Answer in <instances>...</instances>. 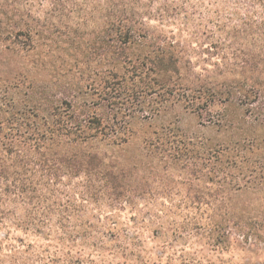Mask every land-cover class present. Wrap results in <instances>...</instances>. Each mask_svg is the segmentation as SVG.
Returning a JSON list of instances; mask_svg holds the SVG:
<instances>
[{"label": "trees", "instance_id": "1", "mask_svg": "<svg viewBox=\"0 0 264 264\" xmlns=\"http://www.w3.org/2000/svg\"><path fill=\"white\" fill-rule=\"evenodd\" d=\"M2 1L14 6L0 14V218L67 226L83 205L78 178L85 195L130 202L127 173L142 158L190 163L188 179L204 182L191 200L207 204L193 221L219 241L232 229L264 234V149L189 137L177 115L222 124L236 105L264 123V0H246L250 23L201 51L124 15H100L91 37L34 33L27 4ZM73 227L82 237L84 227Z\"/></svg>", "mask_w": 264, "mask_h": 264}, {"label": "rangeland", "instance_id": "2", "mask_svg": "<svg viewBox=\"0 0 264 264\" xmlns=\"http://www.w3.org/2000/svg\"><path fill=\"white\" fill-rule=\"evenodd\" d=\"M23 1L34 33L91 37L97 34V17L124 15L144 18L196 51L206 48L230 26L250 23L252 16L244 15L246 0ZM11 6L14 5L0 0V14L11 10ZM5 59L11 60L8 56ZM81 64H73L79 74L80 68L87 67ZM177 115L181 129L189 137L216 145L246 139L247 145L251 142L261 151L264 149V123L242 117L239 106L228 108L222 124L201 120L182 110ZM158 163L141 158L131 164L124 188L125 194L133 197L130 202L114 201L100 191L87 193V197L83 192L86 182L73 180L77 199L83 205L77 208L79 215L65 221L67 226L41 217L37 223L20 222L7 212V217L0 218V264H264L261 231L246 239L232 229L228 238L219 241L209 228L195 224L193 218L197 215L193 211L202 214L207 204L191 200L195 188L204 190V182L189 180L186 172L191 170L190 163L182 165L184 168ZM260 206L251 204L257 210ZM75 225L84 227L82 237L76 235Z\"/></svg>", "mask_w": 264, "mask_h": 264}]
</instances>
